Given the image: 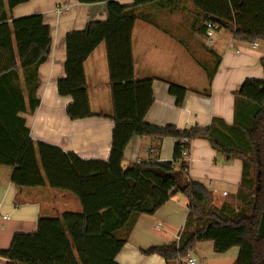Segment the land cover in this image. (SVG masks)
<instances>
[{"label": "trees", "instance_id": "trees-1", "mask_svg": "<svg viewBox=\"0 0 264 264\" xmlns=\"http://www.w3.org/2000/svg\"><path fill=\"white\" fill-rule=\"evenodd\" d=\"M31 1L0 0V166L13 169L12 183L20 188L48 186L73 194L81 210L40 217L36 232L16 234L10 248L0 251L6 264H119L117 256L139 218L154 215L179 192L189 200L180 239L151 247L143 255L179 262L198 244L212 242L217 254L237 248L234 264H264V78L248 79L241 85L231 126L219 119L206 128L150 125L145 117L154 102L153 80L135 79L132 44L138 20L154 23L143 8L186 12L185 1L191 7L193 34L203 37L207 24L212 23L235 41L264 42V0H133L131 4L77 0L80 4L106 3L108 20L89 22L84 30L67 34L65 76L57 88L59 95L72 99L67 107L71 120L92 117L84 65L105 44L114 121L107 160H84L35 143L25 119L19 116L27 113V108L35 114L39 107V68L48 61L53 44L51 27L43 15L11 16L16 7ZM261 65L264 70V57ZM218 66L219 61L209 73L210 82ZM21 74L24 93L19 86ZM169 93L177 107H182L187 89L170 84ZM135 136L153 138L156 154L161 141L172 138L173 160L124 167L125 149ZM197 139L207 140L223 156L242 161L238 192L219 208L213 205L208 187L188 176L189 161L183 152ZM175 172L187 186L184 192L171 177Z\"/></svg>", "mask_w": 264, "mask_h": 264}, {"label": "crops", "instance_id": "crops-1", "mask_svg": "<svg viewBox=\"0 0 264 264\" xmlns=\"http://www.w3.org/2000/svg\"><path fill=\"white\" fill-rule=\"evenodd\" d=\"M131 4L133 0H112ZM187 11L180 27H186L185 35L177 37L173 29L170 11L146 7L154 23L138 20L135 24L132 44L134 74L136 80H153L154 102L145 121L154 126L174 125L180 129L190 126L208 127L213 119L231 126L234 122L235 95L248 79L263 80L264 42L252 44L238 42L227 32L217 31L213 42L207 44L204 37L190 29L188 1ZM189 4V6H188ZM67 6L65 14L58 15L57 7ZM41 14L51 27L52 50L48 61L39 68L41 86L40 104L35 114H19L25 119L30 137L35 143H45L66 153L77 154L84 160H107L112 148V86L109 75L107 50L101 44L85 62L92 117L71 120L67 107L72 99L58 93V82L65 76L66 36L72 31H82L89 22H106V3L80 4L77 0H32L12 11L14 19ZM181 18V17H180ZM178 22L176 23V25ZM189 38L187 43L184 38ZM198 44L201 51L190 47ZM219 61L210 82L209 73ZM210 65V66H209ZM213 65V66H212ZM19 86L24 93L23 75ZM177 84L187 89L182 107L169 93V85ZM156 141L149 137L135 136L124 152V167L130 164L173 160L174 140L164 138L160 152L153 148ZM223 156L204 139L192 142L188 176L205 184L213 193V205L221 207L234 197L243 178L242 161L237 157ZM13 169L0 166V251L10 248L16 234L36 232L40 217H57L65 211H79V200L71 193L50 187L20 188L12 183ZM224 193H227L225 196ZM188 198L181 192L154 215H142L133 228L127 244L117 256L119 264H167L160 256H145L143 251L168 245L180 236L188 215ZM159 227V228H158ZM197 264H234L239 250L233 248L224 254L214 251L212 242L200 243L189 252ZM7 260L0 257V264Z\"/></svg>", "mask_w": 264, "mask_h": 264}, {"label": "built area", "instance_id": "built-area-1", "mask_svg": "<svg viewBox=\"0 0 264 264\" xmlns=\"http://www.w3.org/2000/svg\"><path fill=\"white\" fill-rule=\"evenodd\" d=\"M67 11H68V7L66 5L57 7V9H56V12L58 15L65 14V13H67ZM217 31H218L217 25L212 24V23L207 24V30H206L205 34L203 35L207 44H211L213 42L214 35ZM252 46L256 47L257 43H253ZM185 142L187 143V140ZM190 152H191V149L190 150L185 149L183 152V158L186 161H189ZM224 195L226 196L227 193H224ZM179 239L180 238L178 237L177 240H179ZM176 264H197V259L194 256L190 255V253H188L187 257L184 260L176 262Z\"/></svg>", "mask_w": 264, "mask_h": 264}, {"label": "rangeland", "instance_id": "rangeland-1", "mask_svg": "<svg viewBox=\"0 0 264 264\" xmlns=\"http://www.w3.org/2000/svg\"><path fill=\"white\" fill-rule=\"evenodd\" d=\"M184 13L183 12H179V11H177L176 12V14L175 15H173L174 17H173V19H175L174 21H173V29H174V27L176 28V30L174 31V32H176L177 31V37L179 38V36H181V35H185V33L184 32H186L185 31V29H186V27L184 28V25L182 26V27H180V24L182 23V22H185V20H184ZM181 17V18H180ZM190 19V18H189ZM191 20V19H190ZM178 22V24L176 25V23ZM224 33H227L226 31H223ZM183 40H185L187 43H189L190 44V42H189V38L187 37V38H184ZM191 45V44H190ZM190 49L191 50H193V52L195 53V49L197 50V51H201V46L200 45H198V44H194V46H193V48H192V46L190 47ZM210 66V65H209ZM213 66V65H212ZM80 211V210H79ZM79 211H76V212H79Z\"/></svg>", "mask_w": 264, "mask_h": 264}, {"label": "water", "instance_id": "water-1", "mask_svg": "<svg viewBox=\"0 0 264 264\" xmlns=\"http://www.w3.org/2000/svg\"><path fill=\"white\" fill-rule=\"evenodd\" d=\"M227 158L229 159V156ZM171 177L176 181L177 189L184 192L186 190L187 186L183 182V179H182L180 173L175 172L172 174ZM167 264H176V262H168Z\"/></svg>", "mask_w": 264, "mask_h": 264}]
</instances>
